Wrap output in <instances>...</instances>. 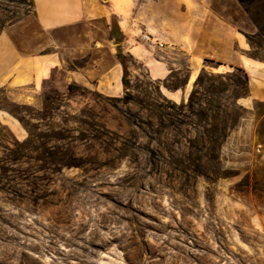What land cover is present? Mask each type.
I'll return each mask as SVG.
<instances>
[{
  "label": "rangeland",
  "instance_id": "1",
  "mask_svg": "<svg viewBox=\"0 0 264 264\" xmlns=\"http://www.w3.org/2000/svg\"><path fill=\"white\" fill-rule=\"evenodd\" d=\"M139 1L115 0L138 29L125 43L115 17L43 31L32 0H0V36L20 54L123 64L117 95L48 83L20 102L0 88L16 122L0 113V264H264V100L237 67L207 61L187 82V56L141 41L122 11ZM200 1L264 64V0ZM147 51L171 64L166 79Z\"/></svg>",
  "mask_w": 264,
  "mask_h": 264
},
{
  "label": "crops",
  "instance_id": "2",
  "mask_svg": "<svg viewBox=\"0 0 264 264\" xmlns=\"http://www.w3.org/2000/svg\"><path fill=\"white\" fill-rule=\"evenodd\" d=\"M115 6V0H32L33 12L43 31L115 17L124 42L135 41L138 29L131 22L125 28L126 21ZM121 7L123 12H131L133 22L138 20V34H150L163 44L158 48L167 53L165 56L170 58L168 53L175 48L187 56V82L196 78L207 61L221 67H237L250 79L249 99L264 100V64L242 54V41L236 31L215 16L204 2L140 0L134 9L125 4ZM147 55L141 54L140 59H143L149 76L155 80L166 79L172 70L171 64L166 60L150 58L148 51ZM63 63L58 50L48 54L24 55L7 37L0 36V88L14 95L17 101H24L48 83H57L60 87L64 85V88L73 84L105 95L122 92L123 67L118 61H113L101 71L94 66L90 69L69 70ZM257 79H260V84L253 83ZM0 113L7 115L4 111ZM7 117L14 121L10 116ZM0 118L3 125L11 127L1 115Z\"/></svg>",
  "mask_w": 264,
  "mask_h": 264
},
{
  "label": "trees",
  "instance_id": "3",
  "mask_svg": "<svg viewBox=\"0 0 264 264\" xmlns=\"http://www.w3.org/2000/svg\"><path fill=\"white\" fill-rule=\"evenodd\" d=\"M261 35L264 36V32L263 31L261 32ZM117 59H118L119 63L121 65H123L122 62H121V60H119L120 59V56L119 55L117 56ZM74 87H76V86H74ZM74 87L72 85H68L67 86V91H68L69 94H71V92L73 91V88ZM261 106L262 107H256L255 108V114L254 115H255L256 120H259L264 115V103ZM263 121H264V116H263L262 122ZM257 137H258L259 141L261 142V144L264 145V136H263V133H260L259 131H257ZM256 182H257L256 184H258V188L262 192H264V181L261 180V181H256Z\"/></svg>",
  "mask_w": 264,
  "mask_h": 264
},
{
  "label": "built area",
  "instance_id": "4",
  "mask_svg": "<svg viewBox=\"0 0 264 264\" xmlns=\"http://www.w3.org/2000/svg\"><path fill=\"white\" fill-rule=\"evenodd\" d=\"M140 40L143 41L144 43L149 44L151 47L155 46V47H162L163 44L159 43L153 36H151L150 34L147 33H140L139 35Z\"/></svg>",
  "mask_w": 264,
  "mask_h": 264
}]
</instances>
